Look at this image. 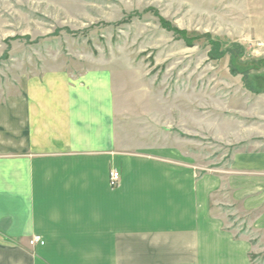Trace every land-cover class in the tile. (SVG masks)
I'll return each mask as SVG.
<instances>
[{"label": "crops", "instance_id": "crops-1", "mask_svg": "<svg viewBox=\"0 0 264 264\" xmlns=\"http://www.w3.org/2000/svg\"><path fill=\"white\" fill-rule=\"evenodd\" d=\"M242 86L225 137L240 148L209 169L181 137L188 128L120 127L106 70L46 71L8 88L0 264H264L250 258L264 254V93ZM195 123L204 130L203 116Z\"/></svg>", "mask_w": 264, "mask_h": 264}, {"label": "rangeland", "instance_id": "rangeland-1", "mask_svg": "<svg viewBox=\"0 0 264 264\" xmlns=\"http://www.w3.org/2000/svg\"><path fill=\"white\" fill-rule=\"evenodd\" d=\"M262 22L264 0H0V100L23 77L106 70L120 127L174 135L188 128L181 137L198 161L222 166L240 148L225 137L237 123L229 102L242 80L229 72L228 55L209 57L211 43H239L242 59H264ZM170 27L186 31L192 44ZM198 114L204 130L197 132ZM250 258L257 263L264 254Z\"/></svg>", "mask_w": 264, "mask_h": 264}, {"label": "trees", "instance_id": "trees-1", "mask_svg": "<svg viewBox=\"0 0 264 264\" xmlns=\"http://www.w3.org/2000/svg\"><path fill=\"white\" fill-rule=\"evenodd\" d=\"M169 29L174 30L187 45L192 44L193 40L195 39L193 37H189L184 30H177L172 27ZM211 45L212 48L209 51V57L211 59L218 60L222 59L225 55H228L229 72L232 75H241L244 88L255 94L264 93V73L259 76H255L253 73L254 70L263 68L264 59L256 62L255 60L242 59L241 56L243 55V46L239 43L234 42L223 47V44L220 41L213 40Z\"/></svg>", "mask_w": 264, "mask_h": 264}, {"label": "built area", "instance_id": "built-area-1", "mask_svg": "<svg viewBox=\"0 0 264 264\" xmlns=\"http://www.w3.org/2000/svg\"><path fill=\"white\" fill-rule=\"evenodd\" d=\"M118 182H119V173L117 171H112L109 176L110 187L117 186ZM36 243H40V244L43 243V241L41 240L39 236H33V238L30 240L31 245L36 244Z\"/></svg>", "mask_w": 264, "mask_h": 264}]
</instances>
